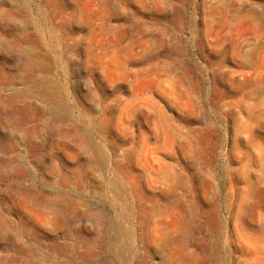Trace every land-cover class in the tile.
<instances>
[{
	"label": "rangeland",
	"instance_id": "1",
	"mask_svg": "<svg viewBox=\"0 0 264 264\" xmlns=\"http://www.w3.org/2000/svg\"><path fill=\"white\" fill-rule=\"evenodd\" d=\"M0 264H264V0H0Z\"/></svg>",
	"mask_w": 264,
	"mask_h": 264
}]
</instances>
